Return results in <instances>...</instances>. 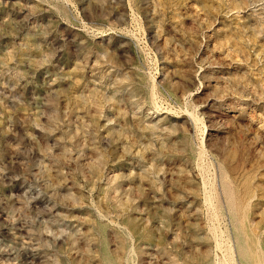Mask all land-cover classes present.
<instances>
[{"label": "rangeland", "instance_id": "rangeland-1", "mask_svg": "<svg viewBox=\"0 0 264 264\" xmlns=\"http://www.w3.org/2000/svg\"><path fill=\"white\" fill-rule=\"evenodd\" d=\"M0 264H264V0H0Z\"/></svg>", "mask_w": 264, "mask_h": 264}]
</instances>
